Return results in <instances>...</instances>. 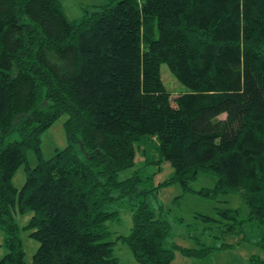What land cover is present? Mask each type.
<instances>
[{
    "label": "trees",
    "instance_id": "trees-1",
    "mask_svg": "<svg viewBox=\"0 0 264 264\" xmlns=\"http://www.w3.org/2000/svg\"><path fill=\"white\" fill-rule=\"evenodd\" d=\"M63 116L67 146L45 158L42 135ZM202 174L214 186L193 188ZM179 184L215 201L202 221L264 264V0H104L74 20L61 0H0V264H29L25 231L39 242L32 264H121L117 242L136 264L236 248L177 242L147 197ZM125 199L132 228L116 239Z\"/></svg>",
    "mask_w": 264,
    "mask_h": 264
},
{
    "label": "rangeland",
    "instance_id": "rangeland-1",
    "mask_svg": "<svg viewBox=\"0 0 264 264\" xmlns=\"http://www.w3.org/2000/svg\"><path fill=\"white\" fill-rule=\"evenodd\" d=\"M65 9V13L69 19H76L83 14L86 6L100 4L104 0H61ZM163 79L173 96H176L183 90L182 84L172 75L167 65L162 67ZM66 117L59 118L48 130L42 135V150L45 158L52 157L57 149H63L67 146V135L64 127ZM29 162L32 166L37 163V156L33 151L28 152ZM137 160L143 161L142 155H138ZM163 171L156 176V184L163 182L169 178L174 171L170 163L163 165ZM154 171V170H153ZM27 178L25 166H21L14 176V183L18 188H22ZM215 178L202 174L200 178L192 183L193 188L201 189L203 187L214 186ZM183 194L181 185H168L162 188L158 193H150L147 202L151 209L156 211L163 207L167 218L173 225V231L176 240L181 246L196 247V240L208 246H220L223 243L233 244L236 248L229 250H217L205 261L196 257H187L180 252L176 253L175 260L171 264H249L252 253H259L260 250L254 245H250L241 241V237L231 233L222 234L221 230L212 229L203 222L201 215L216 216V202L205 197H201L195 193ZM228 204L232 207L239 206L241 198L239 196L224 197ZM225 203L224 205H226ZM122 216L119 220L109 223L110 229L114 231V238L117 239L121 234H128L132 228V215L130 202L123 200L118 203ZM31 217V213L23 216L18 214V219L22 224H26ZM205 227H209L208 232H202ZM190 230V231H189ZM4 231L0 227V258L6 254L4 245ZM24 244L27 252V260L29 264L33 263V256L39 247V242L29 236L28 232L23 233ZM261 253V252H260ZM116 255L119 257L121 264H136L135 257L128 245L122 242L116 244Z\"/></svg>",
    "mask_w": 264,
    "mask_h": 264
},
{
    "label": "crops",
    "instance_id": "crops-1",
    "mask_svg": "<svg viewBox=\"0 0 264 264\" xmlns=\"http://www.w3.org/2000/svg\"><path fill=\"white\" fill-rule=\"evenodd\" d=\"M260 253V252H259Z\"/></svg>",
    "mask_w": 264,
    "mask_h": 264
}]
</instances>
